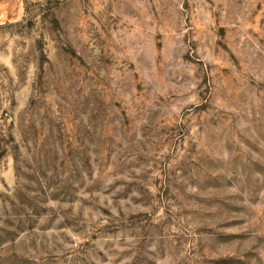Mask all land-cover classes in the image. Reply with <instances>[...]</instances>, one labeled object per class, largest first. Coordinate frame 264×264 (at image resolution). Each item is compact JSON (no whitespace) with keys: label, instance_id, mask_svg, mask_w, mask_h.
Masks as SVG:
<instances>
[{"label":"rangeland","instance_id":"1","mask_svg":"<svg viewBox=\"0 0 264 264\" xmlns=\"http://www.w3.org/2000/svg\"><path fill=\"white\" fill-rule=\"evenodd\" d=\"M0 264H264V0H25Z\"/></svg>","mask_w":264,"mask_h":264},{"label":"crops","instance_id":"2","mask_svg":"<svg viewBox=\"0 0 264 264\" xmlns=\"http://www.w3.org/2000/svg\"><path fill=\"white\" fill-rule=\"evenodd\" d=\"M25 12V0H0V25L19 21Z\"/></svg>","mask_w":264,"mask_h":264}]
</instances>
